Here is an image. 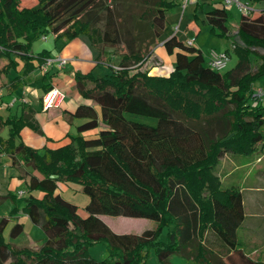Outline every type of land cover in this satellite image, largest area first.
<instances>
[{"label": "trees", "instance_id": "trees-1", "mask_svg": "<svg viewBox=\"0 0 264 264\" xmlns=\"http://www.w3.org/2000/svg\"><path fill=\"white\" fill-rule=\"evenodd\" d=\"M173 4L37 0L36 6H25L21 0H0V57L6 59L0 75L15 70L18 74L9 81L13 88L50 55L48 49L32 50L44 35L70 40L85 34L110 64L111 48L121 47L112 73L76 75L77 89L100 112L93 104L78 105L74 117L85 120L69 143L42 150L25 144L20 130L33 125L27 110L2 122L9 136L0 137V150L24 161L29 174L23 211L47 237L37 248L16 246L3 231L15 219L9 235L16 237L24 224L15 216L2 217L0 264H153L152 255L162 264H175V255L196 264H264L239 247L242 191L224 185L217 172L228 152L264 151V105L253 104L255 90L264 86L256 83L264 81V8L241 14L235 30L227 24L230 10L224 5L201 8L199 18L230 37L238 54L226 72L208 66L201 48L173 34L163 43L174 54L170 72L151 74L142 66L160 42ZM50 87L47 83L45 91ZM128 114L153 116L157 122ZM59 181L81 183L89 197L85 216L57 191ZM5 197L0 195V203ZM101 214L147 218L154 226L118 233ZM96 244L106 248L101 259L89 252Z\"/></svg>", "mask_w": 264, "mask_h": 264}, {"label": "crops", "instance_id": "crops-1", "mask_svg": "<svg viewBox=\"0 0 264 264\" xmlns=\"http://www.w3.org/2000/svg\"><path fill=\"white\" fill-rule=\"evenodd\" d=\"M200 1L201 0H190L189 2L190 4L198 3L200 9L210 8L214 5H223L221 0H205L204 3L199 5ZM196 10L199 11V9ZM194 30L195 34H197L199 31L197 25H194ZM186 31H188V29ZM173 34L174 33H171L167 36L161 37L160 42L155 46L150 56L143 64L142 69L148 70L151 74H160L164 69H159L156 65L166 66L165 69L172 68L174 54H169L163 43ZM191 37L195 36H188L186 39ZM47 38L48 36L46 39ZM195 45L200 48V46L196 44V39ZM48 50L50 51V56L61 55L68 58V62L65 66L58 67L57 65H54L48 69L47 75H45V72H43L40 67L32 69L24 77V84L14 88L9 86V81L18 74L15 70L10 71L6 76L2 77L0 75V137L6 138L9 136L8 125L2 123L8 116L21 115L23 111L27 110L30 111L31 122L35 127L33 125L22 127L20 130V139L25 144L40 150L46 147L57 148L70 142V134L76 133L78 124L85 120L84 118L74 117V112L78 105L93 104L97 111L100 112V107L93 100L84 98L77 89L76 75L78 73L92 72L96 76H104L108 74H104V72L109 70L108 67H114L116 65V63L112 62V64H110L105 59H100L99 49L91 43L89 37L85 34H80L70 40H54V49ZM33 52L37 53L39 51L33 50ZM5 61L6 59L4 57H0V67ZM37 63L38 61L35 59V64ZM22 64L23 62L21 61L20 66H22ZM47 83L57 85L65 92V97L61 105L50 110H44L41 103V97L45 93ZM259 84L264 85V81H259ZM23 97H26L27 101H23ZM90 132L93 131H87L85 133ZM28 178L29 174L26 170L24 161L14 158L13 155L0 150V195L6 196L2 203H0V210L2 206H6V208L3 209L4 212L0 213V220L4 216H10L9 211L14 206L11 199L16 197L17 187L27 184ZM221 178L223 181L224 176H221ZM68 182L69 181L58 182L57 191L63 196L64 191L70 189ZM20 191L23 194L29 193L28 189H21ZM32 193L37 197H42L44 194V192L40 190H34ZM10 195H12L13 198H11ZM243 203L245 211L244 196ZM19 214L20 215L15 217L18 218V221L24 224V230L18 236L11 237L9 232L15 221L11 224L10 220V223H8L3 231L5 239L16 246L39 247L47 237L46 232L44 231V237H30V234H28L27 237L20 240L22 234L27 228L31 231V228L34 227H26L27 224L33 223L23 210ZM245 220L246 212L241 225L237 229L238 245L251 258L264 261V227H255V224L254 227H242ZM10 224L11 226L8 227ZM153 226L154 221L150 227ZM95 246H98L95 252L90 251L91 247L89 248L90 254L98 259L103 258L107 254L106 248L103 244H96ZM218 254L223 258L225 257V253L221 252ZM151 261L153 264H162L156 259V257H151ZM172 261L175 264H196L193 260H188L178 255L173 256ZM9 262L10 260H7L6 264H9Z\"/></svg>", "mask_w": 264, "mask_h": 264}, {"label": "rangeland", "instance_id": "rangeland-1", "mask_svg": "<svg viewBox=\"0 0 264 264\" xmlns=\"http://www.w3.org/2000/svg\"><path fill=\"white\" fill-rule=\"evenodd\" d=\"M205 0H201L204 3ZM256 13L260 12L264 8V2H254ZM174 4L171 5L166 12V25L162 36H167L171 33L178 34L181 39H186L188 36H195L196 44H198L203 51L204 55L207 56L211 49L230 50V60L225 68L221 71L226 72L227 70L234 67L238 61V54L232 47V39L228 36H222L217 34V28L215 30L211 29V25L204 23L199 17L201 16V9L198 4H190L183 6L182 0H173ZM21 4L25 6H36L37 0H21ZM196 9H199L196 17ZM241 18V13L237 7H233L230 10L229 18L227 24L232 30H235L239 20ZM194 25H197L199 31L195 34ZM188 29V31H186ZM52 34L48 35L47 39L39 37L33 43V50L40 51L42 49H54V37ZM192 38V37H191ZM113 63H118L120 48L113 49ZM159 69H164L160 74H168L171 68L165 69L166 66L156 65ZM156 68V67H154ZM108 71L104 74L112 73V67H108ZM259 81L256 83L258 84ZM130 118L136 119L141 122L148 124H156L157 119L153 116L140 115V114H128ZM217 172H220L221 176H224V185H237L242 189V193L245 199V212L246 220L242 227H264V151L258 150L254 153L249 154H237L228 152L225 154L218 165ZM69 190L64 191V196L69 200L78 204V213L81 216L87 214L85 208L89 197L86 193L82 191L81 183L75 181H69ZM21 189L27 190V184L17 187V194L14 199H11L14 206L9 211V215L18 216L23 210V204L28 198V194L21 193ZM6 206H2L0 213L4 212ZM101 218L115 231L118 233L125 232H139L146 227H150L153 221L142 217H131L125 215H109L101 214ZM15 219H11L12 222ZM9 222V223H10ZM11 224L8 226L10 227ZM26 227H34L26 229L22 234L20 240L28 236L44 237V231L41 227L36 224H27ZM163 236L166 233V227L162 231ZM98 245V244H97ZM96 247V248H95ZM98 246H91L90 251L95 252ZM151 257H155L152 255Z\"/></svg>", "mask_w": 264, "mask_h": 264}, {"label": "built area", "instance_id": "built-area-1", "mask_svg": "<svg viewBox=\"0 0 264 264\" xmlns=\"http://www.w3.org/2000/svg\"><path fill=\"white\" fill-rule=\"evenodd\" d=\"M183 6L185 7L190 0H182ZM223 5L230 9L233 6L237 7L239 12L245 16H251L257 9L255 4L250 0H222ZM47 36H43L46 39ZM187 43L193 44L195 43V37L188 38ZM232 47L234 48V44L232 43ZM230 50H217L211 49L209 54L206 56L207 64L211 68L221 71L225 68L230 60ZM68 62V58L63 57L61 55L47 56L45 57L43 63L40 68L43 72L48 71V69L54 65L58 67H64ZM118 68V65L114 66ZM65 97V92L58 87L57 85H51V87L45 91V93L41 97V103L44 110H50L53 108H57L61 105L63 99ZM23 101H27L26 97L22 98ZM260 103L264 105V86H259L254 93L253 104Z\"/></svg>", "mask_w": 264, "mask_h": 264}]
</instances>
